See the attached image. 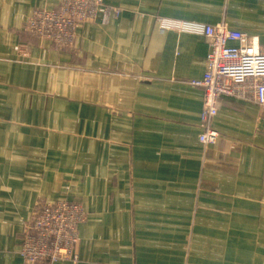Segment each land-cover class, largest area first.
<instances>
[{
	"label": "crops",
	"instance_id": "1",
	"mask_svg": "<svg viewBox=\"0 0 264 264\" xmlns=\"http://www.w3.org/2000/svg\"><path fill=\"white\" fill-rule=\"evenodd\" d=\"M103 2L67 48L24 28L61 0H0V264L61 200L84 220L55 264H264V106L223 98L205 148L192 83L204 25L264 46V0Z\"/></svg>",
	"mask_w": 264,
	"mask_h": 264
},
{
	"label": "built area",
	"instance_id": "2",
	"mask_svg": "<svg viewBox=\"0 0 264 264\" xmlns=\"http://www.w3.org/2000/svg\"><path fill=\"white\" fill-rule=\"evenodd\" d=\"M109 13L103 0H61L57 9L34 11L24 28L41 41L71 48L85 23L104 21ZM203 35L210 49L202 79L192 83L203 89L198 140L209 148L218 139L211 123L223 98L264 106V46L248 34L223 25H204ZM83 220L79 203L61 200L42 205L23 234L20 254L24 264L76 259L77 228Z\"/></svg>",
	"mask_w": 264,
	"mask_h": 264
}]
</instances>
